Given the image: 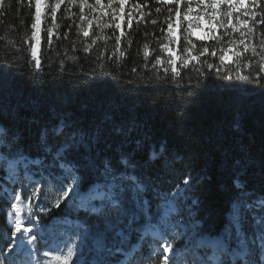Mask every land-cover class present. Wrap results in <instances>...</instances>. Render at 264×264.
<instances>
[{
  "label": "trees",
  "instance_id": "obj_1",
  "mask_svg": "<svg viewBox=\"0 0 264 264\" xmlns=\"http://www.w3.org/2000/svg\"><path fill=\"white\" fill-rule=\"evenodd\" d=\"M109 2L101 0V5ZM111 2L119 6V0ZM87 5L95 6V0H86L84 8L86 20L93 21L88 37L81 32L80 26L88 28V25L79 19L80 0L71 4L65 0L58 9V27L51 46L46 28L52 22L50 18L42 19L41 66L37 68L29 46L23 43L31 36L34 3L0 0V72L6 73L0 76V126L18 130L24 146L33 156H38L43 154L37 150L42 143L41 133L45 127L59 125L62 119L87 128L107 114L134 125L133 135L143 142L135 154L143 174L156 178L160 164L148 166L149 157L153 149L156 152L164 149L169 163L174 158L175 164L172 172L162 176L166 187L161 190L171 193L186 176L196 177L183 206L191 214L188 205L195 200L193 216L201 222L199 232L203 236L219 235L228 224L225 213L239 191L237 177L244 191L250 193L247 199L264 198V73L256 76L259 57L249 51L239 62L241 65L252 62L251 68L240 69L242 74L250 76L249 80H240L235 75V64L227 71L217 74L213 70L209 75L203 61L219 63L212 56L200 57L201 64L193 66L190 62L187 68L181 67L179 56L186 46L185 22L176 29L173 46L178 55L179 75L173 76L167 65L168 53L161 51V45L167 43L161 29L167 28L164 21L169 9L175 16L174 3L126 0L124 18L120 21L124 35L119 49L116 36L121 30L98 26L101 7L90 9ZM136 5L140 7L135 8ZM157 7L161 8L159 13ZM103 10L102 23L112 24L107 14L111 9ZM128 12L134 13L130 28ZM216 33L224 38L222 30ZM192 39L196 48L221 46L216 41ZM262 40L264 27H257L252 39L257 51ZM86 45L90 46L87 52ZM157 56L163 63L154 67ZM197 68L203 71V76ZM67 139L70 137L64 133L58 137L49 135L44 151ZM66 213L65 206L60 204L52 216L60 220ZM70 214L79 217L83 227L95 223V218L89 219L83 211ZM0 229H6L4 214H0ZM69 234L74 238L75 231ZM137 235L131 233L130 240H135ZM17 254L12 253L15 264L21 257Z\"/></svg>",
  "mask_w": 264,
  "mask_h": 264
},
{
  "label": "snow or ice",
  "instance_id": "obj_2",
  "mask_svg": "<svg viewBox=\"0 0 264 264\" xmlns=\"http://www.w3.org/2000/svg\"><path fill=\"white\" fill-rule=\"evenodd\" d=\"M68 2L75 3V0ZM29 3H34L30 25L31 36L24 39L23 43L29 46L36 67L40 68L42 19L45 21L51 19V27L46 28L48 44L51 46L54 30L58 27L57 11L65 0H29ZM125 3L126 0H119L117 7L110 0L109 4L102 6L101 0H95V6L101 7L97 17L98 26H114L115 29L121 30L120 35L116 36L118 49L121 36L124 35L120 21L124 18L122 14ZM158 3L176 5L175 16L173 10L169 9L164 21L167 28L161 29L167 40L166 44L161 45V51L168 53L167 65L171 68L173 76L179 75L176 53L172 47H169L177 40L174 20L177 28L186 22V27H183V40L186 46L183 54L179 56L181 67L187 68L190 62L193 66L201 64L200 57L212 56L219 63H209L207 59L203 61L209 75L213 70L217 74L227 71L235 64V75L240 80H249L250 76L242 74L240 69L251 68L252 62L243 65L239 62L243 54L250 51L252 56L259 57V72L256 76L259 77L260 73H264V40L259 45V51L257 46L252 44L257 27H264V0H198L196 4L198 11L195 15H193L192 0H187L183 19H181V0H158ZM85 6L86 0H80L79 19L88 25V28L80 26L81 32L84 37H88V29L91 28L93 21L86 20ZM95 6L87 5L90 9H94ZM104 8L111 9L107 13L112 19L110 25L102 23ZM156 11L159 13L161 8L157 7ZM133 15V12L127 13L129 28L132 25ZM204 18L209 23L206 31L201 23ZM152 23L155 24L157 21ZM216 26L222 30L224 38L217 35ZM194 29L203 32V35L197 37L202 42L216 41L221 46L211 49L207 46L196 48L192 39L195 35ZM89 47L86 45L84 51L87 52ZM120 55L123 56L124 53L121 52ZM144 56L148 57L147 51L144 52ZM162 63L157 56L153 66ZM133 71L135 72L136 69L134 68ZM164 71L167 73L168 67H165ZM197 71L199 75H204L200 68H197ZM3 75L6 73L0 72V76ZM91 75L94 77L96 73L93 71ZM231 76L232 73H229V78ZM134 130V125L129 126L107 114L102 120L92 122L87 128L62 119L57 126L45 127L41 133L42 143L37 148L43 154L33 156L31 150L24 146L18 130L10 126L0 127V183L5 179L15 183L24 176L31 177L30 184H35V188L28 197L30 211L33 201H36L35 207H41L39 201L43 189L51 185L58 194L54 207L59 208L61 202L71 199L74 204H78L77 211L83 208L89 219L94 217V224L87 227L77 226L78 243L74 242L68 247V259H71L74 248L78 259L81 256L86 257L81 264H118L120 257L117 254L123 256L129 231L136 228L138 218L149 216H152L155 223L151 225L145 236L151 234L153 243L164 241L159 245L163 249L160 264H176V257L181 253L186 264H264V213L257 214L264 208V198L247 199L250 193L244 191V185L237 177L235 183L239 191L231 205L225 236L216 239L203 236L197 231L195 224L178 219L183 214L181 203L188 200V193L191 192V185L196 177L186 176L171 193L163 192L161 189L166 187V184L162 176L173 171L175 159L173 158L169 163V157L164 154V149L160 152L153 149L148 166L159 163L160 169L156 178L146 177L135 155L137 150L143 147V142L136 139L133 135ZM61 133L70 139L45 152L49 135L58 137ZM5 164L7 172L3 170ZM37 173H39L38 179ZM83 189L89 191L81 195ZM22 190H27L23 183L20 188L13 187L7 192V196L11 197L8 202L14 210L15 221L10 226L12 242L7 244V249L0 248V254H3L0 255V264H8L10 258L12 264H15L12 253L16 249L27 252L29 264H41L39 245L43 237L37 232V229L43 227L41 218L36 212H31L26 221L21 219L19 205L22 202ZM153 197L163 202L158 206L155 214L151 213ZM192 204L195 205L196 201L193 200ZM44 211L47 212L48 209ZM9 215H13V212H9ZM169 236L173 240L179 238L180 244L174 248L173 243L166 239ZM47 255L48 252L45 251L44 256Z\"/></svg>",
  "mask_w": 264,
  "mask_h": 264
},
{
  "label": "rangeland",
  "instance_id": "obj_3",
  "mask_svg": "<svg viewBox=\"0 0 264 264\" xmlns=\"http://www.w3.org/2000/svg\"><path fill=\"white\" fill-rule=\"evenodd\" d=\"M197 3H198V0H192V7L194 9L193 15H195V13L198 11L196 9ZM180 6H181V19H183L184 10L187 7V0H181ZM201 23H202V28L206 31L207 28L209 27V23L207 19L206 18L202 19ZM174 29H175V35H176L177 27H176L175 20H174ZM216 30H221V29L219 28V26H216L215 31ZM193 31L195 32V35L193 36L194 38H197L203 35V32H201V30L199 29H194ZM169 47H172L174 49L173 45H169ZM174 52H175V49H174ZM229 56H231L230 53H229ZM176 59H178L177 53H176ZM3 170L4 172H7V165L3 166ZM21 174L23 176V170H21ZM36 178L37 179L39 178V173H37ZM30 179L31 177L24 176L22 180H18L15 183L7 179H5L3 183H0V208H1L0 213L2 214L5 213V224H6L5 226L9 228V231L7 233L1 232L2 237L0 238V248L7 249V244L12 242L10 226L13 225L15 221V215L14 214L11 216L9 215V212H11L10 211L11 204L8 201L11 199V197L7 196V192L11 191L13 187L20 188L21 183H23L26 186L27 190L25 191V197L23 198L22 196V202L19 205L22 208L21 219L26 221V219L31 215V212H36L41 218V224L43 220H46L44 222V225H42L43 227L41 229H37L38 234L43 237V240L40 242V245H39L41 264H81V261L84 260V258L80 257L78 259L76 257L75 248L73 250V255L71 259H68V247L72 246L74 242L78 243L79 238L76 234L74 235V239L70 238L69 233L67 234L66 232L67 229L63 228L66 226L65 225L66 221L65 222L62 220L60 221L58 218H54V216H52L54 210L56 209L54 205H55L56 197L58 194L56 193L55 189L52 188L51 185H48L47 187H44L43 189V193L39 201V203L41 204V207H35L36 201H33L31 202L32 208L30 211V208H29L30 201L28 200V197L30 196L32 189L35 188V184H30ZM251 200H257V199H251ZM2 203L8 204L9 208L7 207L5 209L2 206ZM162 203H163L162 201L153 197V203L151 205V213L155 214L157 212L158 206ZM232 203L230 204L229 210L225 214V217L227 218L228 223L230 220V209H231ZM61 204L65 206V209L68 212H77L76 207H78V204H76V207H75L71 199L67 200V202H61ZM183 205L184 204L181 203V207L183 208V214L181 217H178V219H182L185 223L195 224L197 231H200L201 222L193 216L194 215L193 211L190 214ZM44 209H48V211L45 212ZM253 210H255V208ZM262 213H264V208H262L261 211L258 212L257 214H262ZM154 223H155V220L152 219V216L138 218L136 221V228L134 230L129 231L128 241L126 242L125 252L123 255L128 253L129 250H131V247L133 246H137L138 248L139 247L141 248L140 249L141 251L140 262L137 263L136 261L135 262L132 261L131 262L132 264H160V261L163 258V249L159 247V245L164 243V241L159 240L158 242L153 243V240L149 239L151 237L145 239L144 237L146 236H143L151 228V225ZM227 230H228V224L221 231L220 234H222V236L224 237ZM131 233L138 234L136 242H134L135 245L129 241ZM140 237H143V239H140ZM172 241L174 243L180 242L179 238H176L175 240H173L172 238ZM16 250H19V249H16ZM45 251L48 252L47 256H44ZM155 251L157 253V256L154 259L153 258L154 256L152 255ZM146 253L149 254L147 255V259L142 258ZM117 255L121 256V254L119 253ZM158 255H159V261H156ZM149 258H153V259L150 260ZM146 260L147 261L150 260V261L146 263ZM28 263L29 261L27 257H26V260L24 259V261L20 262V264H28ZM8 264H12V258L9 260ZM176 264H186V261L182 253L178 254V256L176 257Z\"/></svg>",
  "mask_w": 264,
  "mask_h": 264
},
{
  "label": "bare ground",
  "instance_id": "obj_4",
  "mask_svg": "<svg viewBox=\"0 0 264 264\" xmlns=\"http://www.w3.org/2000/svg\"><path fill=\"white\" fill-rule=\"evenodd\" d=\"M1 127V126H0ZM21 208V207H20ZM21 210H22V208H21ZM74 222H77V220L76 219H70L69 220V223H68V226H70L71 225V223H74ZM223 236H222V234H220V235H218V236H214V237H207V238H209V239H216V238H222ZM128 256V255H127ZM29 264V263H28Z\"/></svg>",
  "mask_w": 264,
  "mask_h": 264
}]
</instances>
